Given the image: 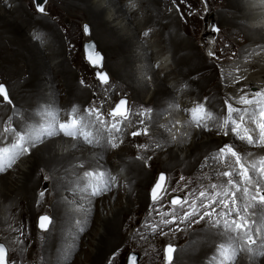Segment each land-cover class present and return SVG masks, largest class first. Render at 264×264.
<instances>
[{"label": "bare ground", "instance_id": "6f19581e", "mask_svg": "<svg viewBox=\"0 0 264 264\" xmlns=\"http://www.w3.org/2000/svg\"><path fill=\"white\" fill-rule=\"evenodd\" d=\"M19 1L0 0V73L3 72L5 75V85L7 84L9 87L12 100V104H7L0 97V133L3 132L5 126H8L29 135L34 130L41 133L43 139L37 140L31 136L35 147L28 145L30 152L20 155L16 159L19 160V163L15 161L11 167L7 166L0 174V227L1 231L6 233L12 227V222L18 213L19 215L24 213L35 215L36 220L38 212L41 211V209L35 208L37 193L43 189L39 187L51 186L50 192L54 193L53 199L56 201L52 206V224L50 230L45 234V249L41 251L45 256L43 264H67L68 260L71 261L69 264H87L88 262V264H100L102 259L110 253L106 259L107 262L110 255L119 248L116 246L118 239L124 238L122 217L125 219V214L134 212L136 206H139V210H143L142 214H145L150 206L149 189L157 174L154 171L153 161L157 160V167H161L166 173L183 168V174L184 171H187L188 174L194 175L193 172L197 171L196 177L208 175L207 180L212 177L214 181L210 186L216 185L217 187L220 180L215 177L209 161L217 155L223 144H232L236 150L264 151V146L259 142V130L255 124H251L248 116H245L242 127L250 130V134L256 140L255 143L248 144L236 137L230 131L231 122L228 125V135H224L221 125L228 118L227 104H231L241 112L245 109H248L249 112L256 111V105L237 104L234 102L237 101L235 98L234 101L230 100L223 93L224 82L219 78L218 69L207 61L213 70L216 69L215 74L218 77L220 90L215 88V82L210 80V68L203 63L205 60L200 50L196 48L198 45L191 38L185 39L179 31L169 32L167 42L164 39V33L160 35L159 31H156L151 39L144 38L141 41V36H144L143 32L154 26H160L165 19L170 18L163 22L162 27L165 31L172 26H181L180 15L176 10H166V5L163 10L162 2L164 3V0H140L139 9L135 12L127 9L124 0H56L62 5L64 4L68 10L83 12V17L88 19L85 20L86 22L83 20L91 32L86 41L91 44L92 40L97 44V50L104 58L103 64L106 72L113 77V80H116L113 85L110 83V87L102 88L103 92L111 89L108 94L104 95L98 93L96 83L93 80H88L86 76V85L76 84L80 78H74V73L68 69L67 60L63 54L64 46L62 48L60 45V35L50 22L53 20L47 16L49 15V3L46 12L40 16L24 13L25 11L22 10L25 7ZM225 1H227L225 4L226 13H216V16L221 20L220 23L223 22L225 27L232 26L234 29H238L236 33L246 34L250 44L264 42V24L259 25L261 20L264 21V0ZM54 2L53 4H55ZM153 7L158 10L157 14H153L155 10ZM252 24L259 26L260 29L254 31L255 27H252ZM182 28L180 31H183ZM252 28L253 30H251ZM139 29L141 30L138 33ZM37 36L40 37L39 40H36ZM154 38L160 43L155 44L157 41L155 40L154 43ZM92 45L96 47L94 43ZM8 46L11 52L6 50L9 48ZM158 48L159 50L156 51L155 49ZM166 53H171L169 58H164ZM156 54L162 64L159 71L156 66L150 67L148 64V62L154 63L153 57ZM113 56H116V60L112 59ZM259 58H261L259 61L262 60V65L256 64L260 69L258 73L251 75L242 72L243 77L257 75L251 82L252 89L250 88L249 92H254L256 88V92L262 91L261 86L264 89V54ZM170 60L171 63H169ZM225 68L226 66L222 69ZM15 70H23L22 77L17 75ZM163 72H165V78L160 77ZM147 75H151L153 79L151 82L147 81ZM226 78L227 81L228 76ZM151 83L154 86L153 91L149 89ZM207 85H210V90L207 95L204 94L201 97L202 93L199 89H204ZM180 86H183L185 92L195 98L186 100L181 109L186 112L190 108L202 109L205 114L211 113L212 119H209L208 129L199 127L197 130L192 127L187 134L183 133L180 137L181 143L177 145L172 139V122L176 111L169 109L167 102L169 100L176 101L175 92ZM90 93H97L100 96L101 101L97 100V103H102L101 112L105 110L106 106H113L119 97L127 99L132 107L141 105L143 113L141 110L139 111L142 114L138 115V119L132 118L135 115L132 116L130 113L126 115L125 113L126 117H122L123 121L129 120L134 124L133 132L142 130V127L148 128L150 136L159 140L158 144L162 147L157 148L156 144L149 146L147 152L150 155L145 157V162L141 158L137 159L139 156H136V160L132 157L129 158V154L135 147L133 146L134 137L126 130L117 134L113 133L108 130L109 126L108 128L103 126L101 130L97 120L98 114L85 108L86 99L88 101L90 99V95L89 97L87 95ZM246 96L251 99L253 94L246 93ZM43 104H51V109L56 117L53 122L47 116L42 118ZM95 106L96 104L92 110H95ZM165 112L171 113L170 119L163 118ZM235 117L238 115L233 113L232 119ZM73 120L78 121L84 130L92 131L93 137L98 139V142L91 144L94 147L84 145V141L79 138L64 137L59 131L58 126L61 121L72 123ZM141 120L144 121L143 124L140 123ZM187 122L188 124L192 123L190 118L187 119ZM38 123L40 125L34 128L33 125ZM48 131L57 134L46 137ZM141 136L145 135L141 134L137 137ZM110 139L119 147L112 148L108 143ZM14 140L13 134H8L7 139L0 136V148L10 147ZM143 164L150 165L149 169H146ZM121 167L120 175L122 178L125 177V180H122L118 175H112L114 168ZM89 168H92L96 173L103 172L107 176L113 177L117 181L119 189L113 190L112 185L103 188L92 187L84 175ZM198 168H202L200 172ZM42 169L46 171L45 176L50 177L46 183H43V176H39ZM228 170L233 175L225 177L226 181L232 179L240 183V176L237 175L239 170L232 167H228ZM123 171L127 172L124 176ZM83 185H86L84 192ZM203 188L205 189V187ZM92 190L102 194L94 196ZM209 196L215 197L217 200L221 198L220 193ZM66 197H69V201L66 200ZM213 207H215L216 213L225 210L219 204H214ZM250 211L255 213L248 217L251 221H255L251 225V231L254 233L255 225L264 218V207L258 205ZM167 216L169 217V215ZM217 219L219 218H211V220L206 218L199 224H193L195 231L192 230L187 247L176 250L172 264H204L206 259L214 255L213 250L217 242H229L236 248L239 251L237 259L241 258L239 264H264V231H262L261 238L248 245L236 233L228 232L222 226L213 227V221ZM219 220L222 225L223 220ZM7 223H9V227L5 228ZM94 229L99 233L91 236ZM136 234L139 233L136 232ZM7 235L9 238L7 242L11 246H17L18 240L12 229ZM136 237L134 238L136 239ZM127 238H131L130 234H127ZM0 241L2 240L0 239ZM150 244L153 242L145 243V245ZM83 245L87 249L82 252ZM20 250L23 251V249ZM8 252L11 254L10 250ZM33 253L34 251H31V255Z\"/></svg>", "mask_w": 264, "mask_h": 264}, {"label": "rangeland", "instance_id": "374dc122", "mask_svg": "<svg viewBox=\"0 0 264 264\" xmlns=\"http://www.w3.org/2000/svg\"><path fill=\"white\" fill-rule=\"evenodd\" d=\"M23 1V3H22ZM50 2L49 3V12L50 14L47 15L48 17H50L53 21L50 20V22L53 24V26L55 27V29L58 30V33L60 35V39H61V46L64 50L63 54H64V57H66V60H67V66L69 67L68 69L70 71H72L73 74V77L74 78H81V79H84L83 81H85V78L87 77L88 80H90L89 77H92V73L89 71L88 69V65L85 63V61L83 60L82 58V54H81V51H82V45H83V42L86 38V34L84 32V26H82V24L84 23L85 20H88L86 17L84 18V14L83 12L81 11H72V10H68L67 7L63 4H61V2L59 1H56V0H47V2ZM55 1V2H54ZM181 1V2H180ZM218 0H164V3L162 2V7H163V10L165 9V5H166V10H171L172 9V6L173 5H177V13L178 15H180V22H181V26H172V27H169L168 29H166V31L164 30V27L163 26V22H166L168 21V19L170 20V18L168 19H165L162 21L161 25L160 26H154L153 28H150L149 30H151L152 32H149V35L148 37H152L153 36V33L156 32V31H159V34L162 35L164 33V39L168 42V38H169V32L170 33H176L177 31H179L181 33V35L183 37L186 38H191L195 44H197L198 46H196V48H198L201 52V55L202 57L204 58L205 62H203L206 66H209L208 68H210V80L211 81H214L215 82V88L217 90H220V85L218 83V77L216 76L215 74V71L216 69L213 68L210 66L211 64L210 63H213L215 65V67L218 69L219 71V78H221V73L223 71V82L225 84V89L223 87V93L224 92H228L232 95V99L234 101V98L235 100L237 101H234L235 103L239 104L240 103V100H241V97L238 95L240 92L243 91V81L245 79V77H243V73H245V71L243 69H235V73H231V74H227V70H228V65L229 62H240L241 60L242 61H246L245 58H233V59H230L231 57H229V55L232 53V48H229L228 45L232 44V45H235L236 47L238 45H241L242 43V34L244 33H236V31H238V29H234L232 26H226L225 27V24H223V22L220 23V18L218 16H216V13H226V6L225 4L227 3V1L225 0H219L218 2H216ZM23 7H25L22 11L24 13H28V15H30L31 13L33 14H36V15H40V13L37 12V10L35 9L34 7V1L33 0H20L19 1ZM53 2L55 4H53ZM179 2V3H178ZM202 4V5H201ZM48 5V3H47ZM207 6H209L210 9H212V11H210V15L208 17V19L204 22L203 21V18H202V8H206L205 10L203 9V13H204V16H207L206 15V10H207ZM47 7V6H46ZM61 7V8H60ZM66 7V8H65ZM212 7V8H211ZM63 8V9H62ZM154 8V7H153ZM180 8V9H179ZM154 12L153 14H157L158 10L156 8H154ZM60 12H59V11ZM28 11V12H27ZM215 12V13H214ZM72 14V15H71ZM80 14V15H79ZM198 14V16H197ZM214 14V15H213ZM26 16V14H25ZM41 16V15H40ZM201 16V17H200ZM30 17V16H28ZM198 17V18H197ZM215 17V18H214ZM218 18V19H217ZM202 19V20H201ZM216 19V20H215ZM76 20V21H75ZM84 20V21H83ZM218 20V21H217ZM172 21V19H171ZM212 21V22H211ZM57 22V23H56ZM86 22V21H85ZM61 23V24H60ZM77 23V25H76ZM219 23V24H218ZM59 24L61 25L59 27ZM79 24V25H78ZM217 24V25H216ZM223 24V25H222ZM220 25V26H219ZM213 26H217L221 29L220 33H213L212 32V28ZM183 27V28H182ZM63 30H62V29ZM174 28V29H173ZM181 28L183 29V31H180ZM72 29V30H71ZM78 29V30H77ZM170 29V30H169ZM227 29V30H226ZM232 29V30H231ZM62 30V31H61ZM69 30V31H68ZM141 29H139L137 32L139 33ZM148 30V29H147ZM234 30V31H233ZM64 31V32H63ZM68 31V32H67ZM88 32H90V28L88 30ZM232 32V34H231ZM72 33V34H71ZM204 33V34H203ZM67 34V35H66ZM71 34V36H70ZM79 34V35H78ZM222 34V35H220ZM225 34V35H224ZM91 35V32L90 34ZM211 35L213 38H211ZM70 36V37H69ZM205 36V37H204ZM229 36V37H228ZM67 39H66V38ZM218 40L217 41V44H219L217 47H218V56L216 59H212V58H209V56L207 55L208 51H210V49L212 50V47L209 48L208 46L214 41V39ZM73 38V39H72ZM80 38V39H79ZM65 39V40H64ZM163 39V38H162ZM163 39V41H164ZM69 40H70V43H69ZM75 40V41H74ZM157 42H156V41ZM226 40V41H225ZM240 40V41H239ZM159 40H157L156 38L153 39V42L155 44H159L160 41L158 42ZM221 41V42H220ZM80 42V43H79ZM152 42V44H154ZM65 43V44H64ZM68 43V44H67ZM164 43V42H163ZM78 44V45H77ZM94 44L96 45V48H97V44L94 42ZM66 45V46H65ZM72 45V46H71ZM74 45V46H73ZM170 45V43H169ZM223 46V47H222ZM9 47V46H8ZM72 47V48H71ZM76 47V48H75ZM208 47V49H207ZM66 48V49H65ZM163 48V47H161ZM201 48V49H200ZM69 49V50H68ZM77 49V50H76ZM6 50H9L10 51V47L9 48H6ZM73 50V51H72ZM76 50V51H75ZM79 50V51H78ZM6 52V51H5ZM66 53V54H65ZM71 53V54H70ZM77 53V54H75ZM232 56V55H230ZM73 57V58H72ZM76 57V58H74ZM112 59H115L116 60V56H113ZM226 59H228V61H226ZM244 59V60H243ZM72 60V61H71ZM223 60V61H222ZM207 61L210 65L207 64ZM259 61V60H257ZM262 61V60H261ZM259 61V62H261ZM22 63V62H21ZM24 64V63H23ZM13 65V64H12ZM83 65V66H82ZM75 66V67H74ZM224 68L226 66V68L223 70L222 68ZM71 68V69H70ZM222 70V71H221ZM238 70V71H237ZM16 71V74L19 75L20 77H22V74H23V70L19 71V70H15ZM82 71V72H81ZM226 71V72H224ZM86 72V73H85ZM2 73V74H1ZM0 75V82H3L2 84H5L6 81H5V75L3 74V72H1ZM87 73L89 74L87 76ZM107 73V72H106ZM77 74V75H76ZM227 74V75H226ZM233 74V75H232ZM237 74V75H236ZM83 75V76H82ZM226 75V76H225ZM236 75V76H235ZM86 76V77H85ZM228 76V80L226 81V77ZM242 76V77H241ZM161 78H165V76H160ZM230 77V79H229ZM235 77V78H234ZM237 77H241L240 79H238ZM93 78V77H92ZM108 78H109V85H105V84H102L100 82V80H95V82L97 83V86L100 90V92H103L104 90H102V88L105 86V88L107 87H110L111 85H113V83L115 82L116 83V80H113V77L110 78V76L108 75ZM243 78V79H242ZM3 79V80H2ZM233 79V80H232ZM235 80V81H234ZM242 80V82H241ZM5 81V82H4ZM239 81V82H238ZM228 82V83H227ZM236 82V83H235ZM110 83H112L110 85ZM231 83V84H230ZM233 83V85H232ZM241 83V84H239ZM76 84H79V81L77 82L76 81ZM101 84V85H100ZM237 84V85H236ZM230 85V86H229ZM240 85V86H239ZM6 88H8V92H9V87L7 86V84L5 85ZM152 86V87H151ZM101 87V88H100ZM152 89H151V88ZM149 89L153 91L154 89V86L153 84L151 83ZM231 87V88H230ZM208 88V89H207ZM130 89V88H129ZM207 89V90H205ZM111 90V89H110ZM110 90L106 91L108 94L110 92ZM132 91V89H130ZM210 90V85H207L204 89L203 88H200L199 91L201 94V97L204 95V94H208ZM228 90V91H227ZM236 92H235V91ZM151 91V92H152ZM205 91V92H204ZM234 91V92H232ZM236 95V96H234ZM90 95V99L89 101L86 99V103H85V108L86 109H89L90 111L92 110L93 106L96 104L95 106V110H97L95 113L98 114L97 117L99 116L103 121H104V124L103 126H105L106 128H108L109 126V129L108 130H111L113 133H119L120 131H123V130H127V128L129 129L130 128V125L131 123L129 121L127 122H124L123 121V118L124 116H121V115H118L117 117H120L119 120H113V116L115 115H109L108 111L106 110L105 112L101 113V105L102 103L100 102L99 104L97 103V100H100V97L97 96L95 93H90L87 95V97H89ZM238 96V97H237ZM9 97H10V94H9ZM217 98V97H216ZM3 99V98H2ZM92 99V100H91ZM125 99V98H124ZM119 100H121L120 98L117 99V102L116 104L119 102ZM239 102V103H238ZM94 104V105H93ZM116 104L113 108V110L116 108ZM128 104V109L126 111H129L130 114L133 116L135 115L137 118H138V115L142 114V110H141V107L140 105H136L134 108L130 105L129 106V103L127 102ZM14 106V104H13ZM153 107V105H151ZM139 109V110H138ZM78 110V109H76ZM112 110V111H113ZM135 110V112H134ZM141 110L142 113H140L139 111ZM110 111V110H109ZM92 112V111H91ZM99 112V113H98ZM113 114V113H112ZM128 114V112L126 113V115ZM135 116H133L132 118H136ZM110 121V123H109ZM116 122V123H115ZM109 123V124H108ZM115 124L119 129L120 131L117 132L115 129L112 128V125ZM119 124V125H117ZM129 124V125H128ZM114 130V131H113ZM203 135V134H202ZM143 138H145L143 140V142H140L139 140L137 142H139V144H147V145H155V144H158L159 143V140L157 139H154V138H151V137H148L147 136H143ZM155 140V142H154ZM150 141V142H149ZM177 146V145H176ZM175 146V147H176ZM136 147H134V149H132L131 153L129 154V158L132 157V159H135L136 160V155H135V152H136ZM161 151V150H160ZM143 152H145L143 150ZM159 152V150H158ZM216 152V151H214ZM155 158V156H154ZM153 158V159H154ZM152 159V160H153ZM157 160L153 161V165L155 164V167H154V171L159 172V173H163V172H166L164 171L161 167H157ZM192 161L194 162V160L192 159ZM144 163V162H143ZM38 166V165H37ZM145 167V166H144ZM146 168V167H145ZM147 169V168H146ZM162 169V170H161ZM199 169V172L201 171L202 168H198ZM184 169L183 168H177L176 170L172 171V173H168L170 174L171 178L175 179V181H177L178 179H181L182 180V177L184 178L185 176H192V174H188L187 171H184V174L182 173ZM179 171V172H178ZM45 172L44 169H42L41 173L39 174V176L41 177V175ZM193 173H197V171L193 172ZM165 174V173H164ZM194 174V175H195ZM175 175V176H174ZM206 177H203L206 179V181L202 184V187H207V186H210L211 183H213L214 181L213 180H207L209 178L208 175H205ZM44 178V177H43ZM50 187L51 189V186H48ZM39 188H43L42 187H39ZM185 188V187H184ZM50 189L48 191V199H47V203L46 205L41 208V211L38 212V214H42L44 212L46 213H50V212H53V204L55 203L56 199H53L55 197L54 193L53 192H50ZM113 190H115L113 188ZM34 191V189H33ZM32 191V194L34 196V192ZM138 193V192H136ZM51 194V195H50ZM139 206H136L135 207V211L132 212V213H128V214H125L124 217L125 219L122 217V220H123V233L125 234L124 235V238H119L118 239V243L116 244L117 247H119L114 253H112L111 255H114L116 257H122V260H121V263L120 264H126V260H127V257H128V254L131 253V252H135V253H138L140 255V264H142V257H141V254L140 253H143V250H145L146 252H149L151 253L152 252V249L156 250L158 252V255L155 256L153 254H151L152 257H150L148 260H147V264H156V262L154 261L153 257L154 258H157L158 257V260L160 262V264H162L163 262V245L164 243L166 242H169V241H166V242H161L160 244L159 243H153V244H150V245H144V242H145V236L144 234L141 232H137L139 234H132V230L136 227V225L138 226L139 223H140V220L141 218L147 213L145 214H142V211L143 210H139ZM159 210V211H158ZM20 212V211H18ZM17 212V213H18ZM140 212V213H139ZM158 212V213H156ZM138 213V214H137ZM171 213V214H170ZM135 214V215H134ZM137 214V215H136ZM180 214H182V212H180ZM24 215V216H23ZM23 215H19V213L17 214L16 218H18L19 221H28L30 222V225L32 227V240L34 238V241H38V237L35 236V225H34V221H35V215H30V214H26L24 213ZM31 217H30V216ZM128 215V216H127ZM169 215V217L167 216ZM49 216V215H48ZM134 216V217H133ZM172 216H173V209L172 210H168V209H162V208H156L154 210V217H155V221L158 220V222H156V224L159 226L157 227V236H158V239L161 238L160 234L161 232L163 231H167L169 228L170 229H173L175 226L173 224H169V225H164L162 223L163 220H171L172 219ZM29 217V218H28ZM140 217V219H139ZM28 218V219H27ZM127 218V219H126ZM139 221V222H138ZM33 222V223H32ZM128 223V224H127ZM132 224V225H131ZM162 224V225H161ZM128 225V226H127ZM161 225V226H160ZM6 228L9 227V223H7L6 225ZM132 226V227H131ZM170 226V227H169ZM162 227V228H161ZM1 228V227H0ZM127 228V229H126ZM159 229V230H158ZM164 229V230H163ZM169 229V230H170ZM125 230V231H124ZM195 231V227L193 229ZM89 231V230H88ZM4 233V237H7L8 235V232H3ZM96 233H99L97 232L96 229H94V232L91 234V236H94ZM127 234L131 236L130 239L127 238ZM132 234V235H131ZM159 234V235H158ZM141 235V236H140ZM137 236V237H136ZM143 236V237H142ZM136 237V239L134 238ZM38 238V239H37ZM139 240H138V239ZM135 239V240H134ZM180 239H181V236L178 238V239H172L170 240L169 243H175V244H179L180 243ZM29 241L28 245H30L33 241ZM143 243H142V241ZM175 240V241H174ZM122 241V242H121ZM137 241V242H136ZM120 242V243H119ZM135 242V243H134ZM178 242V243H177ZM129 243V244H128ZM172 243V244H173ZM174 244V245H175ZM122 245V246H121ZM126 245V246H125ZM144 245V246H143ZM130 246V247H129ZM147 246V247H146ZM176 246V245H175ZM38 249L37 250V255L39 257H41V251H43L44 249L41 247V245L37 246ZM37 247H34V248H37ZM133 247V248H132ZM142 247V248H141ZM177 247V246H176ZM124 250H123V249ZM138 248V249H137ZM145 248V249H144ZM186 248V247H185ZM184 248V249H185ZM87 248L86 246L83 245V248L81 249V251H85ZM130 249V250H129ZM137 251H136V250ZM121 250V251H120ZM123 250V251H122ZM125 250H127L125 252ZM139 251V252H138ZM110 252V251H109ZM122 253V254H121ZM110 254V253H109ZM109 254H105L106 257H104L102 259V261L100 262V264H107L106 262V259L108 257ZM263 255V254H261ZM78 257V256H77ZM18 258V257H17ZM126 259V260H125ZM10 263H11V260H9ZM125 261V262H124ZM241 261V258L237 259L236 260V263L239 264V262ZM248 262H250V260H247ZM18 262V263H17ZM16 264H26V263H22V262H19L17 261ZM104 262V263H103ZM123 262V263H122ZM71 263L70 260H68L67 264ZM89 263V262H88ZM87 263V264H88ZM37 264V263H36Z\"/></svg>", "mask_w": 264, "mask_h": 264}, {"label": "snow or ice", "instance_id": "6c2138e0", "mask_svg": "<svg viewBox=\"0 0 264 264\" xmlns=\"http://www.w3.org/2000/svg\"><path fill=\"white\" fill-rule=\"evenodd\" d=\"M37 11L39 13H44L45 8L40 4L39 0H37ZM85 32H88V27L86 26L84 29ZM221 29L217 26H213L212 32L213 33H219ZM145 37L149 36V32L145 31L143 33ZM40 37L37 36L36 40H39ZM89 48L94 50L93 45H89ZM95 60L93 61L94 65H99L103 62V57L100 55L99 52H94ZM207 55L209 57L215 58L216 54L213 51H208ZM97 77L100 80L102 84L107 85L109 83L108 74L104 72H98ZM0 97H3L4 102L7 104H12V100L9 97L8 89L6 88L5 84L0 83ZM241 103L245 105H256L257 110L249 112L248 109H245L243 112H241L239 109L234 108L231 104H227V101L225 103L227 104V110H228V118L224 120L223 124L221 125V129L224 131V135L227 136L229 129L228 125L229 122H231L232 127L230 131L238 137L242 141H246L248 144H253L256 142L254 137L250 134V130L248 128L242 127L243 122L245 121V116H248L249 120L256 125V127L259 130V142L262 146H264V91H257L254 93V96L252 99H248L247 96H242ZM127 104V101L124 99L119 100L118 104L116 105V108L113 110V115L119 113L121 116L123 113H120L119 110L121 106H125ZM203 107L202 105L200 106ZM93 112H96L97 110H91ZM236 113L238 115L237 122L236 119H232V114ZM208 119H212L211 113L207 114ZM97 120L99 122L101 130L103 129L104 121L98 116ZM140 123H144L143 120L140 121ZM198 127H201L203 129H208V124L203 121H198L197 123ZM59 131L63 134L64 137L77 139L78 136L83 135V139L91 145L93 143V140L89 138L90 134H82L80 129L75 126V121L73 120L72 123H61L59 124ZM112 128L115 129L117 132L120 131L119 128L115 124L112 125ZM243 133V134H242ZM8 134H13L15 137L14 142H12L10 147H2L0 148V172L4 171V164L5 161L7 162V166L11 167L12 164L16 161V159L24 154L29 153L31 147H35V142L32 141V137L29 134L16 131L14 128L5 126L3 129V132L0 133V136H3L5 139H7ZM57 133L53 131H48L46 133V137H52L55 136ZM149 135V129L144 128L142 132L136 131L132 133L133 137L139 136V135ZM172 139H176L175 136L172 137ZM108 143L111 144L112 148H117L119 145L115 142H113L112 139L108 140ZM140 148L144 149L146 148L145 145H139ZM157 148H161L162 146L160 144H156ZM219 156L221 157H233L235 158L236 164L240 166V170L237 173L240 177L243 178L245 184L251 182V178L248 175V170L244 167L243 164L240 163V156L239 154L234 150V146L232 144L225 143L222 147L219 148ZM137 159H140V157H137ZM83 167V165H81ZM253 169L256 170V166L253 165ZM85 177L92 176L93 173L85 172ZM225 177H231L233 175L230 171H225L222 173ZM259 175L261 176L262 180L261 182H264V167H261L259 169ZM49 179V177H45V180ZM183 179V177H182ZM166 182V177L164 173H161L157 179V182L154 184V186L151 189V198L153 204H156L160 201L162 196L160 193H163L166 191L164 188V183ZM229 184H233L235 187L236 185L234 182L229 179ZM213 188L216 187V185H212ZM237 191H240V189L237 187ZM243 193L245 196H248L249 199L240 206H237L235 193H225V199L217 200L215 197L212 196H206L205 192H200V197L203 198L200 201V208L203 209V212L200 211V209L197 208L196 202L193 201L191 204H189L187 196L181 197V196H175L171 199L170 204L173 206V216L172 220H163L162 223L164 225L169 224H176V231H180V224H186V226H191L193 223L199 224L201 221H204L206 218L211 220L214 213H216L215 207H213L214 204L222 205L225 211H222L220 213H216L218 216L225 217L223 224L221 225V221L219 219L213 221V227H223L228 232H234L237 236H241L245 241H250L251 243H255V241L252 239V231H251V225L255 223V221H251L248 217L249 215H254L255 213L251 212V209L256 208L258 205L261 207H264V189L260 187V182H258L255 185V194H252L249 192L248 187L243 188ZM102 193L94 191L92 195L97 196L101 195ZM40 197L45 196V192L41 191L39 193ZM231 196V201L227 199V197ZM207 200L208 203H205L204 201ZM182 212V215L179 214ZM235 214L234 219H227L228 216H231L232 214ZM52 224V218L48 215H41L39 217L38 221V227L42 231H47L49 225ZM159 227V226H157ZM156 229H154L155 231ZM264 231V224L261 225V227L257 230ZM167 234V233H163ZM176 251V249L171 245H167L165 249V258L167 261V264H172L173 261V254ZM251 251V249H249ZM5 248L4 245L0 244V264H5ZM134 259V257H133Z\"/></svg>", "mask_w": 264, "mask_h": 264}, {"label": "clouds", "instance_id": "9594fccd", "mask_svg": "<svg viewBox=\"0 0 264 264\" xmlns=\"http://www.w3.org/2000/svg\"><path fill=\"white\" fill-rule=\"evenodd\" d=\"M124 3L129 11L135 12L139 9L140 0H124ZM251 26L256 27L257 25L252 24Z\"/></svg>", "mask_w": 264, "mask_h": 264}, {"label": "water", "instance_id": "95a60500", "mask_svg": "<svg viewBox=\"0 0 264 264\" xmlns=\"http://www.w3.org/2000/svg\"><path fill=\"white\" fill-rule=\"evenodd\" d=\"M86 54H87L89 61L94 65V63H93L94 59L92 58V51L90 48L86 50ZM133 264H137V262L134 261Z\"/></svg>", "mask_w": 264, "mask_h": 264}]
</instances>
